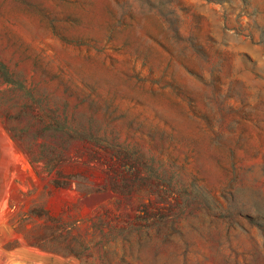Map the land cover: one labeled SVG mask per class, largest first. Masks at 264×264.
I'll return each instance as SVG.
<instances>
[{
	"label": "rangeland",
	"instance_id": "374dc122",
	"mask_svg": "<svg viewBox=\"0 0 264 264\" xmlns=\"http://www.w3.org/2000/svg\"><path fill=\"white\" fill-rule=\"evenodd\" d=\"M0 264H264V0H0Z\"/></svg>",
	"mask_w": 264,
	"mask_h": 264
}]
</instances>
